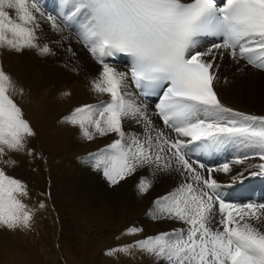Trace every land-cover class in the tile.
Wrapping results in <instances>:
<instances>
[{
    "label": "snow or ice",
    "instance_id": "1",
    "mask_svg": "<svg viewBox=\"0 0 264 264\" xmlns=\"http://www.w3.org/2000/svg\"><path fill=\"white\" fill-rule=\"evenodd\" d=\"M42 17L45 13L38 0H0V46L49 54L51 49L39 43L37 34ZM79 17H83L79 39L102 66L92 89L110 99L78 107L65 119L78 124L88 139L94 133L118 137L98 154L94 166L102 168L111 185L139 167L167 169L173 162L191 181L158 200L153 213L186 227L137 241L132 247L164 264H264V203H226L212 169L205 177L188 157L189 150L207 152L226 141L236 142L246 151L235 163L254 158L260 163L236 172L232 181L243 184L264 177V116L224 106L213 88L217 56L227 54L236 62L264 69V0H60L58 13L47 14L46 19L60 31L57 19L68 24ZM205 37L214 40L205 45ZM118 54L130 59V73L110 65L109 58ZM129 76L139 95H158L155 114L175 138L158 129L146 108L133 98ZM10 83L0 70V158L24 149L25 137L34 135L7 94ZM124 119L143 124V139L125 132ZM217 171L232 169L225 162ZM150 186L147 179L139 181L142 193ZM27 196L26 186L0 169V227L9 231L31 227L33 209L21 199ZM129 250L123 246L108 254Z\"/></svg>",
    "mask_w": 264,
    "mask_h": 264
},
{
    "label": "rangeland",
    "instance_id": "2",
    "mask_svg": "<svg viewBox=\"0 0 264 264\" xmlns=\"http://www.w3.org/2000/svg\"><path fill=\"white\" fill-rule=\"evenodd\" d=\"M37 34L39 43L47 44L51 49L49 54L42 55L35 48H24L17 61H8V47L5 46L4 57H0V70L11 81L7 94L20 106L23 118L34 132V135L25 137L24 149L8 151L5 157L0 158V169L26 186L28 196L21 199L34 212L32 229H23L18 234L16 230L0 227V264L12 259L7 254L10 248L20 256L23 264H164L132 245L148 237L186 227L178 220L153 214L156 202L174 193L179 184L174 183L162 168L153 166L154 173L146 170L147 165L137 168L133 173L137 177L134 183L147 178L155 180L149 187L150 200L146 202L142 192L139 195L130 189L117 190L124 185L125 179L111 185L104 175H100L103 174L102 168L94 166L95 160L102 150L118 138L117 135L110 133L100 136L94 133L92 139H88L83 136L78 124L65 120L76 108L99 104L104 98V94L92 89V82L98 79L101 72L97 68L98 63L85 46H82L85 54L79 56L76 52L80 50L64 43L57 37V32H48L41 24ZM73 34L70 33V36L74 43ZM76 41L81 42L80 39ZM16 53L12 50L13 55ZM19 58H22L21 62ZM56 60L60 62V72L54 78ZM19 66L27 71L29 78L24 77V70ZM261 85L264 92V81ZM66 93L70 100L66 99ZM149 106L148 114L151 111ZM259 115L264 116V113ZM155 116H151L156 118L154 124L164 125L163 121H158V115ZM123 128L129 134L136 132L143 139V132L137 124L128 122ZM88 143H92V146L88 147ZM226 143L231 142L221 143L230 151L227 162L235 164L232 161L246 150L236 142L233 143L238 147L230 149ZM4 159L12 163L5 164ZM253 161L260 163L256 158ZM253 161L249 165L256 164ZM187 175L179 173L182 184L191 182ZM129 191L138 196L127 198ZM219 193L221 196L222 192ZM41 203L44 204L43 208L39 206ZM260 203L262 200H259ZM47 208L51 210L47 211ZM214 215L219 220L217 211ZM133 228L137 231L129 233L128 230ZM36 229L37 237L33 234ZM261 230L264 231V227ZM123 246L130 250L127 253L108 254L110 250Z\"/></svg>",
    "mask_w": 264,
    "mask_h": 264
},
{
    "label": "bare ground",
    "instance_id": "3",
    "mask_svg": "<svg viewBox=\"0 0 264 264\" xmlns=\"http://www.w3.org/2000/svg\"><path fill=\"white\" fill-rule=\"evenodd\" d=\"M47 7H49V5H47ZM47 14H50V12L45 13V17L47 16ZM45 17L39 18L40 19L38 21L39 24L43 25L48 32H50V31H52L54 33L57 32L58 33L57 37L59 39H61V41H63L64 43L69 44L72 47L80 50L78 52H76V50H75V52L79 56H80V54L82 56L85 54V52H84V50L82 48V46L84 47L83 42L82 41L81 42L76 41V40H79L78 31H79L80 25H81V23L83 21V17L78 22H76L77 24H75L73 27H71V25H69V24L63 25V27H62L59 24L60 28L63 29V31L62 30H60V31L54 30L52 28V26H51V22L47 21V19ZM65 28H67V29H65ZM70 33L71 34L74 33L73 34V40H75L76 44H75V42L73 43V41L71 40ZM53 39H54V37L52 38V40ZM205 45H208V44H205ZM5 46H0V57L1 58L4 57V54H5V51H6V47ZM21 51H17V53L13 55L12 54V49H10L8 47V61H11V60L17 61L18 60V55L21 53ZM21 61H22V58H19V62H21ZM97 63H95V65ZM91 65H93V64H91ZM34 66H36V65H34ZM19 67H21L24 70V77L25 78H29L27 71L22 66H19ZM28 68H29V66H28ZM97 68L100 71L102 70V66L99 65V63L97 64ZM20 69H18V70H20ZM117 70L119 72H125L126 69H124L123 66H118ZM55 72H56V75L53 76L54 78L56 76H58V73L60 72V62L57 61V60L55 62ZM93 72H94V69H93ZM214 72H215L216 79L213 81V88H214V90L217 93L218 99L221 101V103L224 106H226L228 108H231L234 111L242 112V113H245V114H248V115L260 116L259 115L260 113L261 114L264 113V110H263V108H264V100H263L264 92L261 91V89L263 87L261 85V82L264 81V69H258V68L254 67L252 65H248L245 61L236 62L230 56L225 54L223 57L217 56V61H216V66L214 67ZM80 91H78L76 93H79ZM128 91L133 93V98L136 100V102L138 104H140L142 107L146 108V110L148 109L149 105H152L151 107L149 106L151 108V111L148 114V116H150V118L152 119V121L154 123L156 118L151 117V116H155V113H156L155 110H154L155 108L153 107L154 105L151 104V103L148 104L146 102L141 101L140 98H138L135 95L134 91L131 89L130 86L128 88ZM68 96H69L68 93H66V99L70 100L71 97L69 96L70 98H68ZM75 99L77 101V97ZM153 112H154V114H153ZM158 121H159V118H158ZM128 122H133L134 124H137L139 126V128H141V132H144V128L142 127L143 126L142 123H137L133 119H124L123 125H125ZM155 126L158 129L163 130L165 132V134L167 136H169L170 138H175L176 134L174 132H172V130L166 128L164 125L156 124ZM128 132H130V131H128ZM69 141L73 142L72 139H70ZM87 145H88V147H91L92 143H88ZM226 145L230 149H235L236 147H238V144H235L233 142L226 143ZM214 151H215V153L213 155V160L210 162V164L206 161L205 157H203V156H200L198 158L196 156H191L188 153V157H189L190 161L193 163V165L197 168L198 171L201 172V174L203 176H205V177L209 176V172L207 171V169H212V172H211L212 177L215 178L220 185H222L221 187H223V186L226 187V189H224V190H226V191L228 190V192H230L229 193L230 195H228L227 198H226L227 203H231V201H233L235 199L238 200L240 204L252 203V204L258 205L259 200H262V203H264V190H263V187L261 185L255 183V179L257 177L246 179L243 184H240V183L232 181V175L233 174H235L236 172L241 171L244 168L248 167V165L250 163H252V162H248V160H247L243 164L235 163V164L230 165L231 164L230 163L229 165H230V167L232 169V171L230 173H224L223 171H217V169L220 167V165L222 163L227 162V160H228V158L230 156V151L228 149H226L225 147H223L221 144H219L217 147H215ZM256 159H258V158H256ZM253 162L258 163L257 161H253ZM200 164L205 165V167L204 168H199ZM162 169L166 172V174L169 176V178L174 183L179 184L178 185L179 187L181 186L180 184H182L181 183L182 181L179 179V173L181 171L177 170V167H176L174 162H173V166L172 167L167 168V169H165V168H162ZM146 170L150 171L151 173H154L152 171L153 170V166H147ZM162 174H164V173H162ZM100 175L103 176L102 173H100ZM160 177H161V175H160ZM135 179H137V177L135 178V176L133 174L128 176V178L126 177L125 180L123 181L124 185L118 187L117 190L118 191H125V190H129L130 189V190L134 191L135 193H139V195H140L141 192H139L138 189H137V188H139L138 187L139 182L134 183ZM147 179L150 181L151 185L155 181V180L153 181V179H149V178H147ZM138 180H140V176H139ZM127 186H130V187L127 188ZM158 186H159V184H158ZM248 187H250L249 190L246 189ZM135 193H132L131 191H129L128 194H127V198L137 197L138 195L135 194ZM142 195L145 198L146 202H148L150 200L149 189L145 193L143 192ZM49 210H51V209L47 208V211H49ZM149 211H151V210H149ZM215 211L218 212V209L217 208L214 209V212ZM216 220H217V218H216ZM149 221H150V219H149ZM149 221H148V223H149ZM143 222H144V220H143ZM34 226L37 228L36 225H34ZM32 227H30V228L32 229ZM105 228H107V227H105ZM21 230H23V229H20V230L18 229V230H16V232L18 234H20V233H22ZM112 231H113V229H112ZM113 232H116V230L113 231ZM33 234L36 235V237H37V229L34 231ZM150 235H151V233H150ZM135 238H136V236H135ZM35 240L36 239H34V241ZM7 254L13 260L11 259V260L7 261L6 264H23V263L20 262L21 261L20 256H18L11 248L8 249ZM150 262H152V261H150Z\"/></svg>",
    "mask_w": 264,
    "mask_h": 264
}]
</instances>
